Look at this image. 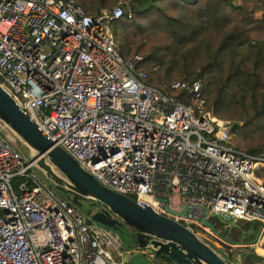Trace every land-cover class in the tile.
I'll list each match as a JSON object with an SVG mask.
<instances>
[{
	"label": "built area",
	"instance_id": "obj_1",
	"mask_svg": "<svg viewBox=\"0 0 264 264\" xmlns=\"http://www.w3.org/2000/svg\"><path fill=\"white\" fill-rule=\"evenodd\" d=\"M125 14L132 10L121 1L91 16L75 0H0V87L103 186L257 253L264 185L255 169L264 166V148L245 153L230 143L229 122L206 106L201 80L170 85L187 90L190 102L149 85L157 67L118 50L112 22ZM214 215L257 222L255 241L226 243ZM134 253L153 257L87 224L0 125V264H129L123 257Z\"/></svg>",
	"mask_w": 264,
	"mask_h": 264
},
{
	"label": "trees",
	"instance_id": "obj_2",
	"mask_svg": "<svg viewBox=\"0 0 264 264\" xmlns=\"http://www.w3.org/2000/svg\"><path fill=\"white\" fill-rule=\"evenodd\" d=\"M75 1L86 14L96 16L109 0ZM251 5L260 6L262 11L260 18L254 16ZM130 8L132 10L130 17L125 14L113 20L112 31L115 38L121 41L118 50L125 60L140 55L145 63L157 67L155 72L149 74L147 80L149 85L169 96H177L190 102L191 97L187 90H172L170 85L175 81H183L190 85L195 80H201L206 106L210 101L215 108L239 105L241 109L238 118L242 124L235 125V131L239 136L244 139L253 134L263 133L264 136V0H241L238 5H234L231 0H132ZM132 34L138 37H148L151 34L171 43L175 51L183 49L179 55L183 74H178L179 79L163 87L156 76L153 77L158 73L160 65L167 62L166 57L158 53L167 50V46L152 48L145 56L141 53L129 55V49L124 51L126 44L123 41ZM212 35L220 37L217 44L212 42ZM198 48L202 57L198 70L188 71L190 61L196 57ZM138 50L139 48L135 52ZM223 64L225 77H217L214 86L207 90L201 77L206 74L210 78ZM235 148L245 153H254L262 149ZM263 171L264 166L255 169L257 176ZM262 183L264 185V181ZM59 191L65 195L64 191ZM212 220L216 222L218 218L213 217ZM240 229L245 231L244 242L246 239L248 242L256 239L259 231L258 224L255 228L253 222L246 221ZM237 230V227H231L229 238L234 242H239L242 237ZM260 248H264V240Z\"/></svg>",
	"mask_w": 264,
	"mask_h": 264
},
{
	"label": "water",
	"instance_id": "obj_3",
	"mask_svg": "<svg viewBox=\"0 0 264 264\" xmlns=\"http://www.w3.org/2000/svg\"><path fill=\"white\" fill-rule=\"evenodd\" d=\"M0 125L4 132L17 139L23 155L34 162L36 170L54 187L65 192V197L77 208L81 199L89 206L100 204L102 210L88 209L87 224H100L115 231L122 239V226L132 229L128 248L149 249L153 257L147 260L138 253L129 259V264H264V256L249 252L239 262V254L230 257L217 241L201 230H190L167 216L156 213L149 205L137 204L133 199L103 186L90 172L62 147L43 135L36 123L21 110L10 95L0 87ZM169 211L167 200L161 199ZM185 210L178 212L183 215ZM218 220L231 227H238L236 220ZM203 224L214 229L205 218ZM230 227V228H231ZM252 232V231H251ZM228 244L244 243V236L234 242L226 235ZM255 241L252 240L251 242Z\"/></svg>",
	"mask_w": 264,
	"mask_h": 264
},
{
	"label": "rangeland",
	"instance_id": "obj_4",
	"mask_svg": "<svg viewBox=\"0 0 264 264\" xmlns=\"http://www.w3.org/2000/svg\"><path fill=\"white\" fill-rule=\"evenodd\" d=\"M117 1H121L123 3V7L125 10L130 8L131 3H132V0H116V1L109 0V1H107V5L104 8H109V6L114 5ZM231 2L234 5H238L241 3V0H231ZM250 8H251L252 12H254V16L256 18L257 17L260 18L262 16V11H261L259 5H251ZM219 38L220 37L217 35L211 36L212 42L214 44H217ZM116 41H117V45L119 48L121 41L117 37H116ZM125 41H123L126 44L124 46L125 47L124 51L126 49H129V55L131 53H141V55L145 56L150 52V49H152V48H155V47H158L161 45L167 46V48H168L167 50L158 52V53L162 54V56L166 57L167 62L164 65H160L158 73L153 75V77L156 76V79L159 81V84L162 85L163 87H166L173 80L179 79V77H178L179 73L183 74V72H182V70H183L182 69V60L179 57L180 52L183 49L179 48L178 51H175V50H173L171 43L164 42L163 40H161L158 37H155L154 35H151V34L148 37H145V36L144 37H138V36H135L134 34H132L129 37H126ZM137 48H139V50H138V52H135ZM201 60H202V57L200 54V48H198L197 53H196V57L191 59L190 65L188 66L187 70L188 71H194V70L197 71L198 70V64L201 62ZM166 66H168L167 70H166ZM224 67H225V64L222 65V68L220 70L215 71L211 75L210 78L206 74H204L203 77H201L202 81H204V84L207 87V90H210L214 86L217 77H225L224 76V72H225ZM153 83H155L157 85L156 82H153ZM212 95H213V93H212ZM207 107L211 109V112L213 113L214 116L229 122L230 133H231L230 143L234 147L241 148L244 150L251 148V147L259 148V149L264 148L263 133L262 134H253L248 139H244L243 137L239 136L236 133L235 125L237 124L238 126H240L242 124V122L238 118L239 113H240V109H241L239 107V105L232 106V104H231V105H223L222 107L215 108L214 105L212 104V102L210 101L208 103ZM6 135L10 139L12 145L15 148L19 149L21 153H23L22 146L19 143V141L17 139H14L7 132H6ZM257 177L260 178L261 181L263 182L264 181V171L261 173L260 176H257ZM81 213H82V215H84L83 212H81ZM210 220L213 221L212 218ZM213 224L215 225V228L218 231V235L221 236L222 238H224L226 235L231 234V228L225 227V225L222 224L219 220H216V222H214ZM237 224H238L237 228L240 231V236H241V234H242V236H244L245 231L241 230L240 228L245 224V221L239 220V221H237ZM253 224H255V228H256L257 222H253ZM237 235H238V233H237ZM247 240L248 239H246V241L244 243H247L248 242ZM122 242H123L124 247L128 248L129 241L127 240V238L122 237ZM217 243H219V245L224 250H226L227 252H229L231 254L230 255L231 258H233V256L235 254H239V262L240 261L242 262L244 260L243 258H244V255L246 253L252 252V251H250L251 249H249L248 247H241V248H233L231 246L225 247L220 242L217 241ZM254 253H256V252L254 251ZM256 254L264 256V248H260ZM123 258H125L127 260V259H129V256L125 255ZM243 264H246V262H243Z\"/></svg>",
	"mask_w": 264,
	"mask_h": 264
},
{
	"label": "flooded vegetation",
	"instance_id": "obj_5",
	"mask_svg": "<svg viewBox=\"0 0 264 264\" xmlns=\"http://www.w3.org/2000/svg\"><path fill=\"white\" fill-rule=\"evenodd\" d=\"M81 206L78 208L81 212H83V214L88 210V209H91V210H102L103 209V206L100 205L99 203L96 204L95 206H89L88 203L89 201L87 200H84V199H81ZM122 232H123V236L124 237H128L129 234H134L133 230L132 229H128L127 227L125 226H122ZM143 257H145L144 255H142Z\"/></svg>",
	"mask_w": 264,
	"mask_h": 264
}]
</instances>
